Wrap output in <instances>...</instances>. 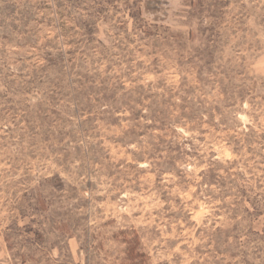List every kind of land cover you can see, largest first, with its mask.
I'll list each match as a JSON object with an SVG mask.
<instances>
[{"label":"rangeland","instance_id":"374dc122","mask_svg":"<svg viewBox=\"0 0 264 264\" xmlns=\"http://www.w3.org/2000/svg\"><path fill=\"white\" fill-rule=\"evenodd\" d=\"M0 264H264V0H0Z\"/></svg>","mask_w":264,"mask_h":264}]
</instances>
